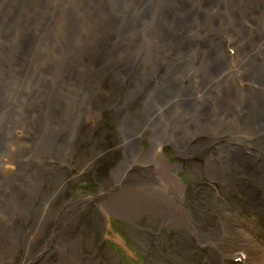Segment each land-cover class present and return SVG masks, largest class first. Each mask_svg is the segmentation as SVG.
Wrapping results in <instances>:
<instances>
[{"label": "rangeland", "instance_id": "374dc122", "mask_svg": "<svg viewBox=\"0 0 264 264\" xmlns=\"http://www.w3.org/2000/svg\"><path fill=\"white\" fill-rule=\"evenodd\" d=\"M57 1L51 12L60 7ZM224 3L216 4L218 25L224 23ZM168 6L175 4L147 0L135 5L132 13L139 27L134 31L156 41L154 33ZM56 32L33 41L28 60L20 58V45L17 50L0 38V264H251L250 258H259L254 242L264 245V197L253 200L254 193L243 182L256 181L254 172H262L254 164L247 175L240 167L230 168L220 150L228 139L223 125L187 127L192 114L183 111L177 98L170 101L173 110H161L166 74L176 75L181 86L199 90L208 64L205 52L197 48L203 49L214 36L208 40L200 35L185 50L168 49L161 42L157 61L139 86L135 77L143 72L144 60L127 75L121 71L120 80L112 77L113 69L95 71L68 92L66 85L54 82L53 64L62 57ZM20 34L14 29L11 40ZM219 36L225 44L226 29ZM151 51L156 57V50ZM162 51L173 57L164 59ZM186 63L194 69L189 76L177 71ZM146 101L153 108L147 109ZM257 139V147H264ZM15 150L13 169L5 167ZM207 162L215 166L213 171L207 170ZM165 164L178 178L184 211L173 200L168 205L165 200L171 201L155 187L159 177L168 175L161 173ZM197 170L202 182L193 185ZM196 192L200 201L193 198ZM244 219L261 221L257 238H248L240 229ZM241 251L249 257L245 262L235 257Z\"/></svg>", "mask_w": 264, "mask_h": 264}, {"label": "bare ground", "instance_id": "6f19581e", "mask_svg": "<svg viewBox=\"0 0 264 264\" xmlns=\"http://www.w3.org/2000/svg\"><path fill=\"white\" fill-rule=\"evenodd\" d=\"M56 1L0 0V38L5 39V44L9 47L16 46L17 50L20 45V58L28 60L31 58L28 50L33 41L51 37V32L58 31L55 36L60 38L62 57L57 58L58 63L53 64L57 66L54 82L66 85L68 92L77 89L78 83L83 84L85 76H95V71L113 69L112 77L120 80L124 76L121 75V71L127 75V71L136 70L135 63H139L138 60H144L141 63L143 72L135 77L139 86V83L144 84L148 79L147 71L157 61V51L161 48V42V45H165L168 49L185 50L193 47L192 40L200 35L209 36L208 40L210 35L214 36L208 45L206 41V45L202 46L203 49L197 48L201 50L200 53L205 52L203 61L208 64L207 74H203L200 78L202 84L199 90L192 91L191 86H181L179 85L181 80L176 75L169 77V74H166L167 77L161 87V110H173L174 103L170 101L172 98H177L176 101L184 108L183 111L192 114V125L187 127L199 130L210 124H215L219 128L226 127L227 143L224 145L225 148L222 147L220 150L224 151L225 157L230 162V168L240 167L241 172L247 175L248 172L253 171L251 167L254 164L258 171L262 172L260 176L254 172L253 177L256 181L247 180V183L243 182V184H249V190L254 193L251 194L253 200L257 201L264 197V164L259 161L263 158L264 147H257L254 142L256 137L261 146L264 144L262 143V140L264 142V0H204L202 4L200 0H169L173 1L175 6L173 8L168 6L166 14L163 15L162 25L154 33L156 41L153 37L146 39L140 30L137 34L133 29L139 27V22L132 13L133 7L144 5L147 0H62L61 4L65 7H61L57 1V6L60 7L51 12L52 5ZM219 1L220 4L225 1L226 7L224 23L221 25L217 24L220 5L216 6V4ZM52 27L53 30L49 29ZM17 28L21 34L11 40L14 38L12 31ZM223 29H226L225 44L219 36ZM149 32L153 36L150 29ZM151 49L156 50V57ZM160 55L164 59L173 57L166 51H162ZM118 68L120 71L116 72ZM177 69L185 76H189L194 70L187 63ZM210 74L213 76L211 77ZM176 91H180L181 94L175 96L173 93ZM214 91L216 95H213ZM164 93L170 94L164 96ZM66 96L68 99L73 98L72 94ZM145 103L147 109L153 108L150 102ZM211 103H216L218 106L215 109L210 108ZM2 107L5 111V105ZM62 120L64 121L61 123L64 125L68 122L67 118ZM187 127L185 126V130L190 129ZM238 142L244 147L238 145ZM17 152V150L12 152L11 157L5 162V167L13 165L12 160ZM236 153L241 156V161L236 159ZM207 163V170L213 171L215 166L211 167V163ZM196 164L199 168L200 163ZM196 164L194 163V166ZM165 165L161 173L168 175L159 177L155 181V187L160 189L164 197L177 202L180 205L178 207L184 211L186 209L182 204V194L176 190L178 178L174 175L172 167ZM119 172L117 175L121 173ZM194 173L193 185H196L202 182V177H197L200 170ZM165 178L169 180L168 185L163 180ZM179 183L178 181V185ZM193 198L200 201L201 193L196 192ZM165 201L167 204H173L172 201ZM245 213L246 218L249 217L248 210ZM26 226L27 224L25 228ZM239 227L248 238L255 239L262 229V224L257 219H254L253 223L244 219L239 223ZM254 244L259 245L261 254L259 258H250V263L264 264V245L261 242ZM241 253L235 257H240L243 262L249 259L245 252L241 251Z\"/></svg>", "mask_w": 264, "mask_h": 264}]
</instances>
